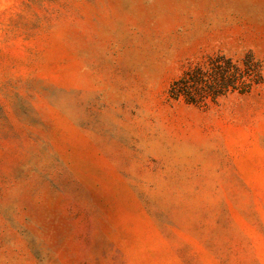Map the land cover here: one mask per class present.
Wrapping results in <instances>:
<instances>
[{
	"label": "rangeland",
	"instance_id": "obj_1",
	"mask_svg": "<svg viewBox=\"0 0 264 264\" xmlns=\"http://www.w3.org/2000/svg\"><path fill=\"white\" fill-rule=\"evenodd\" d=\"M0 264H264V0H0Z\"/></svg>",
	"mask_w": 264,
	"mask_h": 264
},
{
	"label": "trees",
	"instance_id": "obj_2",
	"mask_svg": "<svg viewBox=\"0 0 264 264\" xmlns=\"http://www.w3.org/2000/svg\"><path fill=\"white\" fill-rule=\"evenodd\" d=\"M258 76L256 62L246 54L241 65L230 57L210 58L205 67L194 66L175 79L168 88L170 97L182 96L186 102L202 103L208 94L213 97L228 90L246 91Z\"/></svg>",
	"mask_w": 264,
	"mask_h": 264
}]
</instances>
